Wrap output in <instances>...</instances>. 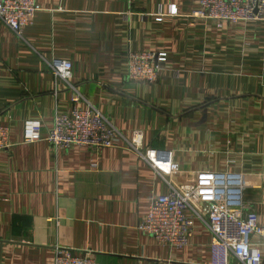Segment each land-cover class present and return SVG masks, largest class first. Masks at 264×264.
<instances>
[{"label": "crops", "instance_id": "crops-1", "mask_svg": "<svg viewBox=\"0 0 264 264\" xmlns=\"http://www.w3.org/2000/svg\"><path fill=\"white\" fill-rule=\"evenodd\" d=\"M37 2L20 34L0 20V125L11 141L0 151V264H53L58 248L91 264H213L207 230L174 246L137 228L169 185L130 148L133 131L178 166L175 185L241 172L244 209L264 225V12L218 25L190 16L198 0ZM128 49L167 53L155 82L127 78ZM53 59L71 62L67 79ZM87 103L111 120L113 146L23 141L26 119L45 134L58 111Z\"/></svg>", "mask_w": 264, "mask_h": 264}, {"label": "built area", "instance_id": "built-area-1", "mask_svg": "<svg viewBox=\"0 0 264 264\" xmlns=\"http://www.w3.org/2000/svg\"><path fill=\"white\" fill-rule=\"evenodd\" d=\"M37 0H0V20L16 34L33 22L39 10ZM264 0H198L190 16L195 19L240 24L262 18ZM168 15H176L170 5ZM158 11L155 20L162 21ZM167 62V53L150 50H130L125 54L126 76L132 81L153 83ZM48 67L55 76L65 80L71 75L72 64L53 59ZM74 101L78 97L73 98ZM116 129L111 120L91 104L58 111L53 126L42 133L38 118L24 121L23 141L45 140L56 148L71 145L111 147ZM11 146L10 127L0 125V151ZM129 146L167 181V193L151 196L146 213L139 218L137 228L165 245H186L200 230L211 233L209 252L213 264H227L233 256L239 264H264V225L254 211L244 209L242 189L244 176L237 171L207 170L198 172L193 182L175 185L171 177L179 173L169 155L144 148L142 135L133 131ZM87 255H76L68 249H56L53 264H91Z\"/></svg>", "mask_w": 264, "mask_h": 264}]
</instances>
